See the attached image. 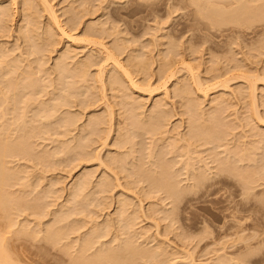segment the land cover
I'll return each mask as SVG.
<instances>
[{
    "label": "rangeland",
    "instance_id": "obj_1",
    "mask_svg": "<svg viewBox=\"0 0 264 264\" xmlns=\"http://www.w3.org/2000/svg\"><path fill=\"white\" fill-rule=\"evenodd\" d=\"M29 1L0 0L1 8L11 9L10 17L0 20V144L22 139L29 146L9 152L2 162L10 176L2 191L7 199L0 208V239L12 263L93 264V254L106 252L107 258L96 264H264V0H244L245 6L261 9L250 18L232 7L215 15L219 5L205 0H48L58 19L49 17L54 15L46 4L47 14L45 0ZM116 58L144 91L131 86ZM74 66L80 71H71ZM189 68L202 79V88ZM83 69L86 81L79 78ZM99 70L106 83L97 77ZM167 70L177 75L162 85ZM183 86L189 87L195 112L174 91ZM156 101L167 103L161 105L167 114L151 113ZM149 113L160 115V121L170 115L168 124L160 123L166 133L175 129L172 136L163 137L161 127L155 131L163 134L157 130L152 136ZM190 115L194 121H187ZM98 116L106 124L113 118L104 126L113 128L107 129V143L103 127L104 135L96 137L104 125ZM62 118H68L67 125ZM187 125L208 129L211 135L204 137L213 134L209 141L216 142L204 141L201 127L199 134L193 130L196 135L188 131L189 139L200 138L196 144L209 143L196 150L192 138L193 152L178 142L193 152L183 149L189 162L180 154L182 146L172 144L174 134L186 133ZM168 146L181 157L174 161L177 153H168ZM200 173L207 183L195 188L194 176ZM154 180L179 184L176 188L184 192L172 197ZM58 232L56 241L48 239Z\"/></svg>",
    "mask_w": 264,
    "mask_h": 264
},
{
    "label": "bare ground",
    "instance_id": "obj_2",
    "mask_svg": "<svg viewBox=\"0 0 264 264\" xmlns=\"http://www.w3.org/2000/svg\"><path fill=\"white\" fill-rule=\"evenodd\" d=\"M11 1H12V0H11ZM28 1H29V0H28ZM47 1H48V0H45V2H44V1L42 0L41 2H39V1H38V2H39V3H43V2H44V4H45L44 7L48 5V6H47V9H49L48 11H50L51 13H52V12H55V10H52V11H51V9H52L53 6L51 5V7H49V6H50V3H48L49 1H48V2H47ZM191 1H192V2L201 3L203 0H191ZM205 1H206V2H207V1H209V2L211 1V4L219 5L218 8H216V9L214 8V9H215V12H214L215 15H216V11H217V12H218V11H219V12L221 11V12L223 13V12H224L223 9H224L225 7H229V8L232 7V8H231L232 10L236 8L235 11H236V10H241V9H242L243 11L245 10L244 13L246 14V17H248V18H250L251 16L256 15V14L261 10V9H253V8H249V7L245 6V5H244V4H245V1H244V0H243V1H244L243 5H242V2H243V1H241V0H215L217 3H216V2L212 3L213 0H205ZM16 2H17V0H15V4H17ZM31 2H32V0H31ZM33 2H34V1H33ZM240 2H241V3H240ZM22 3H24V2H22ZM25 3H26V2H25ZM25 3H24V4H25ZM28 3H30V1H29ZM31 4H32V3H31ZM46 4H47V5H46ZM25 5L27 6V3H26ZM28 5H29V4H28ZM235 5H237V7H235ZM239 5H242V8H241V7H238ZM0 6H2V5H0ZM7 6H8V5H7ZM14 6H15V5H14ZM26 6H24V7L27 9ZM244 6H245L246 8H245ZM10 7H11V6H10ZM28 7H32V8H33V6H30V5H29ZM44 7H43V8H44ZM220 7H221V8H220ZM243 7H244L245 9H243ZM5 8H6V7H5ZM25 8H24V9H25ZM239 8H240V9H239ZM247 8H249V9H247ZM15 9H16V8H15ZM29 9L32 11L31 8H29ZM44 9L47 11L46 7H45ZM54 9H55V8H54ZM221 9H222V10H221ZM10 10H11V9H10ZM10 10H9L8 12H10ZM22 10H23V9H22ZM30 10H29L28 12H27V10H25V11H26V15H27L29 12H31ZM34 10H35V9H34ZM15 11H16V10H15ZM23 11H24V10H23ZM48 11H47V14H48ZM243 11H241L242 13L239 12V11H238V12H239V14H242V15H243ZM8 12H7L6 9H4V7H2V8L0 7V16H1V17H2V16L4 17L5 15H7ZM16 12H17V11H16ZM16 12L13 13V14L16 15ZM219 12H218V13H219ZM236 12H237V11H236ZM236 12H235V13H236ZM260 12H261V11H260ZM22 13H24V12H22ZM51 13H50V15H51ZM13 14H12V15H13ZM17 14H18V12H17ZM30 14L32 15V13H30ZM34 14H35V13H34ZM245 14H244V16H245ZM258 14H259V13H258ZM10 15H11V14H10ZM24 15H25V14H24ZM35 15H36V14H35ZM52 15H54V16H49V17H52L53 19H58L57 16H56V14L52 13ZM217 15H221V14L219 13V14H217ZM222 15H223V14H222ZM22 16H23V15H22ZM55 16H56V17H55ZM249 16H250V17H249ZM8 17H10V16L7 15V16L5 17L4 20H2V19H0V20H1V21H6V20L8 19ZM28 17H29V15H28ZM28 17H27V18H28ZM246 17H244V18H246ZM254 17H255V16H254ZM6 18H7V19H6ZM23 18H24V16H23ZM25 18H26V17H25ZM25 18H24V19H25ZM248 18H247V19H248ZM32 19H33V18H32ZM50 19H51V18H50ZM53 19H51V20L53 21ZM34 20H35V19H34ZM1 21H0V22H1ZM11 21H13V20H11ZM20 21H21V19H20ZM54 21H55V20H54ZM34 22H35V21H34ZM55 22H58V20L55 21ZM248 22H249V21H248ZM28 23H30V21H29ZM0 24H1V23H0ZM35 24H36V22H35ZM55 24H57V23H55ZM6 25H7V24H6ZM22 26H23V25H22ZM26 26H27V25H26ZM31 26H33V25H31ZM34 26H35V25H34ZM19 27H20V26H19ZM1 28H2V27H1ZM26 28H27V27H26ZM31 28H32V27H31ZM33 28H34V27H33ZM53 28H54V27H53ZM57 28H58V27L56 26V29H57ZM59 28H60V27H59ZM59 28H58V29H59ZM61 28H62V26H61ZM2 30H3V29H2ZM20 30H22V29H20ZM60 30H61L62 32L64 31L63 29H60ZM65 30H66V29H65ZM27 31H28V30H27ZM51 31H52V30H50V32H51ZM25 32H26V31H25ZM48 32H49V31H48ZM62 32H61V34L63 35L64 33H62ZM23 33H24V32H23ZM33 33H35V32H33ZM46 33H47V32H46ZM28 34H29V33H28ZM50 34H51V33H50ZM50 34H49V35H50ZM67 34H68V33L65 32L64 35H66V36H69V35H70V34H69V35H67ZM62 35H61V37H62ZM50 36H52V34H51ZM66 36H65V37H66ZM72 36H73V35L69 36V38L72 37ZM29 37H30V36H29ZM29 37H28V39H29ZM48 37H49V36H48ZM52 38H53V37H52ZM52 38H50V39H52ZM30 39H31V38H30ZM44 39H45V38H44ZM47 39H48V38H47ZM71 39H72V38H71ZM73 39H74V38H73ZM76 40H77V39H76ZM76 40H75V41H76ZM28 41H29V40H28ZM30 42H31V41H30ZM49 42H50V40H49ZM87 43H90V42H87ZM97 43H98V42H97ZM31 44H33V43H31ZM93 44H94V43H93ZM95 44H96V42H95ZM33 46H34V45H33ZM33 46H32V48H33ZM88 46H89V45H88ZM98 46H99V45H98ZM102 46H103V45H102ZM100 47H101V46H100ZM102 48H103V47H102ZM104 48H105V47H104ZM30 49H31V48H30ZM98 50H99V49H98ZM100 50H101V49H100ZM106 50H108V49H106ZM106 50H104V51H106ZM104 51H103V54L105 53ZM0 52L2 53V51H0ZM33 52H35V51H33ZM106 52H107V51H106ZM66 53H67V52H66ZM108 54H109V55H108V57H109L111 53H108ZM3 55H4V54H3ZM62 55H63V54H62ZM67 55H68V53H67ZM67 55H65V56H67ZM105 55H106V54H105ZM73 56H74V55H73ZM73 56H72V57H73ZM106 56H107V55H106ZM106 56H105V58H106ZM63 57H64V55H63ZM63 57H62V58H63ZM74 57H75V56H74ZM108 57H107V58H108ZM112 57L114 58L113 54H112V56H111L110 59H112ZM69 58H70V57H69ZM72 59H73V58H72ZM108 59H109V58H108ZM110 59H109V60H110ZM113 60H114V59H113ZM116 60H117V58L114 60V63H115V65H116V67L118 66V67H119L118 69H120L122 64L119 63L118 60H117V61H116ZM65 61H66V60H65ZM72 61H73V60H72ZM107 61H108V60H107ZM107 61H106V62H107ZM14 62H15V60H14ZM14 62H13V63H14ZM59 62H60V61H59ZM59 62H58V64H59ZM70 62H71V61H70ZM109 62H110V61H109ZM10 63H12V62L10 61ZM62 63H63V62H62ZM79 63H80V62H79ZM79 63L77 64V66L79 65ZM83 63H84V62H83ZM114 63H113V65H114ZM8 64H9V63H8ZM14 64H15V63H14ZM42 64H43V63H42ZM60 64H61V63H60ZM64 64H65V63H64ZM39 65H40V64H39ZM39 65L37 64V66H39ZM55 65H57V64H55ZM61 65H63V64H61ZM61 65H57L58 67H57V66H56V67L59 68V66H61ZM69 65L71 66V64H69ZM80 65H81V64H80ZM80 65H79L78 67L81 69L82 67H81ZM111 65H112V64H111ZM11 66H12V65H11ZM77 66H74V67L71 69V71H72L74 68L76 69ZM16 67H17V66H16ZM64 67H65V68H64V74H65V73H66V70H67V69L69 70V67H67V66H65V65H64ZM78 67H77V68H78ZM114 67H115V66H114ZM188 67H190V66L188 65L187 68H188ZM60 68H61V67H60ZM66 68H67V69H66ZM70 68H71V67H70ZM79 68H78L77 70L80 71ZM84 68H85V67H84ZM38 69L40 70V66H39ZM38 69H37V70H38ZM41 69H42V68H41ZM75 69H74V70H75ZM116 69H117V68H116ZM175 69H176V68H175ZM185 69H186V68H185ZM37 70H35V71H37ZM44 70H46V69H44ZM57 70H59V69H57ZM74 70H73V71H74ZM83 70H84V71H83ZM83 70H81V71H83V73L81 72L82 74H81V73L79 74V76H80L79 78H81L82 80L86 81L87 79H85V78H86V76H88V75H85V76H84V73H85L86 69H83ZM102 70H104V72H106L105 69H104V67H103ZM120 70H121V72H122V70H125V69L122 67ZM177 70H178V69H177ZM55 71H56V70H55ZM60 71H61V72L63 71V67L60 69ZM79 71H78V72H79ZM125 71H127V70H125ZM169 71H170V70H169ZM188 71H189V72H190V71L192 72V69L189 68ZM37 72H39V71H37ZM37 72H36V73L34 72V73L37 74ZM40 72H41V71H40ZM40 72H39V73H40ZM43 72H44V71H43ZM45 72H46V71H45ZM67 72H68V71H67ZM74 72H75V71H74ZM86 72H87V71H86ZM99 72H101V73H98V75L96 74L97 77H98L100 74H104V72L101 71V70H99ZM102 72H103V73H102ZM167 72H168V70H167ZM178 72H179V70H178ZM191 72H190V73H191ZM28 73H29V75L31 74L30 72H28ZM28 73H27V74H28ZM39 73H38V74H39ZM123 73L126 75V78L128 77L127 79H129L130 83L132 84V85H131V84H130V85H131V86H133V85L135 86V87H133V88H136V89H137V87H138V88L142 89L143 91L145 90V89H143V88L141 87V84L139 83V81H135V79H134L133 77H131L132 74L129 75V70H128L127 72H123ZM130 73H131V72H130ZM38 74H37V75H38ZM86 74H88V73H86ZM168 74H169V75H168V79H167V81L165 80L166 82H165V83L163 82L164 84H162V85H166V83H167L171 78H173L174 76L177 75L176 71H174V70H171L170 72H168ZM196 74H197V73H196ZM31 75H33V72H32ZM31 75H30V77H32ZM65 75H68V74H65ZM166 75H167V74H166ZM62 76H63V75H62ZM100 76L102 77L103 75H100ZM191 76H192V77L195 76V81H196V83H198V85H199L198 87L202 88V87H201V84H202V81H201V80H202V79L200 80V79H199L200 77L198 78L197 75H194V74H193V72L191 73ZM63 77H65V76H63ZM63 77H62V78H63ZM82 77H84V78H82ZM101 77H99L100 79L98 80V82H100V83H102L101 81H104V80H103V77H104V76L102 77V80H101ZM192 77H191V79H192ZM62 78H61V80H62ZM65 78H67V77H65ZM63 79H64V78H63ZM95 79H96V78H95ZM97 79H98V78H97ZM198 79H199L201 82L198 81ZM64 80L66 81V79H64ZM64 80H63V81H64ZM100 80H101V81H100ZM193 80H194V77H193ZM263 80H264V79H263ZM65 81H64V83H66ZM191 81H192V80H191ZM197 81H198V82H197ZM248 81H249V80H248ZM33 82H34V81H33ZM104 82H105V81H104ZM104 82H103V84H101V85H105L106 82H105V83H104ZM199 82H200L201 84H200ZM60 83H62V81H61ZM64 83H63V84H64ZM96 83H97V82H96ZM137 83H139L140 85L138 86ZM193 83H194V82H193ZM196 83H194V84H196ZM253 83H254V82H253ZM14 84H16V82H15ZM14 84L11 83V86H13ZM31 84H32V83H31ZM31 84H30V86H32ZM63 84H62V85H63ZM224 84L227 85L225 82H224L222 85H224ZM248 84H249V83H248ZM66 85H68V84L66 83ZM136 85H137V86H136ZM196 85H197V84H196ZM203 85H204V84H203ZM203 85H202V86H203ZM254 85H255V84H254ZM11 86H10V88H11ZM64 86H65V84H64ZM186 86H187V85H186ZM186 86H183V87H181V88L177 87L178 89L175 88L174 91L176 90L175 93L177 94V96H180V98L182 97V102H183V100H184L185 98L188 100V101H187V104L185 103V105L187 106V107L185 106L186 109H187V110L189 109V111L193 109V112H195V111H196V109H194L195 104L192 102L193 100H192L191 97H190L191 92H190V90H189V87L187 88ZM188 86H189V84H188ZM204 86H205V85H204ZM41 87H43V86H41ZM98 87H99V86H98ZM100 87H101V86H100ZM105 87H106V86H105ZM150 87H151V86H150ZM162 87H163V86H162ZM164 87H165V86H164ZM195 87H196V86H195ZM198 87H197V90H198ZM226 87H227V86H226ZM228 87H229V86H228ZM253 87H254V86H253ZM13 88H15L16 91H17V89H19V87L17 88V85L14 86ZM66 88H68V87L66 86ZM66 88H63V89H65V90H62L61 87H60V89H61L62 91H65V92H66V90H67ZM101 88H103L102 90L104 91V87H101ZM168 88H169V87H168ZM168 88H166V90H165L167 93H168V90H167ZM200 88H199V89H200ZM205 88H206V87H205ZM205 88H203V89L206 90ZM251 88H252V87H251ZM254 88H255V87H254ZM254 88H252V89H254ZM15 89H14V91H15ZM148 89H149V88H148ZM148 89H147V90H148ZM203 89H201L200 91H202ZM248 89H250V88H248ZM12 90H13V89H12ZM12 90H11V91H12ZM254 90H255V89H254ZM254 90H252V92H251L252 95H255V92H256V91H254ZM103 91H101V92H102V93H101V94H102V97H103V98H106V95H104L105 97L103 96V94H105V91H104V93H103ZM148 91H149V90H148ZM200 91H199V92H200ZM12 92H13V91H12ZM36 92H37V91H36ZM150 92H151V90H150ZM166 92H165V93H166ZM205 92H206V91H205ZM249 92H250V91H249ZM14 93H15V92H14ZM134 93H135V92H134ZM253 93H254V94H253ZM176 94H175V95H176ZM15 95H16V93H15ZM165 95H166V94H165ZM168 95H169V94H168ZM252 95H251V96H252ZM248 96H249V95H248ZM15 97H16V96H15ZM222 97H223V99H224V95H223ZM222 97H221V98H222ZM60 98H61V96H60ZM183 98H184V99H183ZM217 98H220V97H217ZM217 98H216L217 102L222 101V99H221V100L219 99V101H218ZM61 99H64L63 101L65 102V97H64L63 95H62V98H61ZM214 99H215V98H214ZM214 99H213V102H214ZM53 100H54V99H53ZM103 100H104V99H103ZM54 101H55V100H54ZM161 101H162V100H161ZM161 101H160V102H161ZM253 101H256V96H252V102H253ZM60 102H62V101H60ZM64 102H63V104H64ZM56 103H57V102H56ZM154 103H156V104H154V105H156V106H155V107H152V109L154 108L153 110L151 109V113H154V114L157 113L158 111H161L162 109H164V108H162V107H165V104H167V103H165L164 106H163V105H162L163 102H162V103H159V102L156 101V102H154ZM214 103H216V102H214ZM63 104L60 103V105H62V106H63ZM65 104H66V103H65ZM65 104H64V105H65ZM217 104H219V103H217ZM221 104H222V103H221ZM53 105H54V104H53ZM60 105H59V106H60ZM140 105H141V104H140ZM161 105H162V107H161ZM62 106H61V107H62ZM51 108H52V107H51ZM161 108H162V109H161ZM195 108H196V107H195ZM57 109H58V108H57ZM221 109H222V107H221ZM59 110H60V109H59ZM165 110H166V109H165ZM187 110H186V111H187ZM62 111H63V110H62ZM67 111H68V110H67ZM162 111H163V110H162ZM162 111H161L160 114L165 115L166 112H163V113H162ZM181 112H182V111H181ZM214 112H215V111H214ZM216 112H217V111H216ZM151 113H149V115H150ZM158 113H159V112H158ZM189 113H190V112H189ZM202 113H203V111H202ZM166 114H167V113H166ZM181 114H182V113H181ZM194 114H196V113H194ZM200 114H201V113H200ZM200 114H198V115H200ZM204 114H205V112H204ZM213 114H215V113H213ZM213 114H212V115H213ZM257 114H258V113H257ZM152 115H153V114H151V117H150V116L148 117V115H146L147 118H150L149 121H148L147 119H146V120H147V122H149V125H150V124L153 125V126H152L153 128H154L155 126H157V127L154 128V130H153L152 127L150 128L154 133H152V131L149 132V133H147V135L150 134V133H152L151 135L153 136V134H156L155 132H157V130H158V129H157V130L155 131L156 128L161 127V128H159V129H161V130H163L164 128H167L164 124L162 125V126H163V127H162L160 122L162 121V122L164 123V121H165L166 124H168V122H167V118H168L170 115H169V116L167 115L168 117H166V120H165L164 118H162L163 116H161V118H162L161 121H160V118H159V117H160L159 114H158L159 116L156 115V117H158V118H156L154 115H153V116H152ZM191 115H192V117H193V114H191ZM191 115L188 117L187 121L189 120V118H190V120H192V121L195 120V118H192ZM206 115H207V113H206ZM194 116L197 118V115H194ZM98 117H99V116H98ZM98 117H95L96 121H97V118H98ZM141 117H142V116H141ZM258 117H259V116H258ZM99 118H101V119H100L98 122H100V121L103 119L102 116L99 117ZM99 118H98V119H99ZM152 118H154L155 120L152 119ZM191 118H192V119H191ZM199 118H202V117L199 116ZM212 118H213V117H212ZM260 118H261V117H260ZM62 119H63V120H64V119L67 120L68 118H67V119H66V118H62ZM110 119H111V120H110ZM110 119L107 120V124H106V122L104 123V121H103L104 119H103L102 121H103V124H104V125H103V124H102L103 126H100V125H99V127H98V124H97L98 122H95V127H96V125H97L98 129H99L100 127H103V128L105 129V127H104L105 124H106V126H107V125L110 123V122L108 123V121H112L113 118L111 117ZM142 119H143V118H142ZM144 119H145V118H144ZM151 119L153 120L152 122H151ZM163 119H164V120H163ZM168 119H169V118H168ZM203 119H204V118H203ZM210 119H211V118H210ZM65 120H64L63 124L65 123V124L67 125V123H66ZM92 120H93V119H92ZM199 120H200V119H199ZM199 120H198V122H200ZM208 120H209V117H208ZM211 120H213V119H211ZM259 120H260V119H259ZM67 121H68V120H67ZM94 121H95V120H94ZM142 121H143V120H142ZM168 121H169V120H168ZM192 121H189V122H187V123L189 124V123L191 122V124H192V123H193ZM204 121H205V120H204ZM261 121H262V120H261ZM92 122H93V121H92ZM196 122H197V120H196ZM196 122H195V123H196ZM206 122H207V121H206ZM210 122H211V121H210ZM68 123H69V122H68ZM72 123H73V122H72ZM72 123H70V124H69L70 126H69V125H68V126L71 127V124H72ZM93 123H94V122H93ZM112 123H113V122H112ZM112 123H111V124H112ZM142 123H143V122H142ZM195 123H193L191 126L193 127L194 125H196ZM99 124H100V123H99ZM66 125H61V127H64V126H66ZM142 125L144 126L145 124H142ZM146 125H147V123H146ZM151 125H150V126H151ZM189 125H190V124H189ZM199 125H200V124H199ZM203 125H204V124H202V126H203ZM208 125H209V127L212 126V125L210 126V123H209V122H208ZM93 126H94V124H93ZM204 126H205L204 128H206V123H205ZM66 127H67V126H66ZM84 127H85V126H84ZM97 127H96V128H97ZM109 127H110V129H113V128H111V127H112L111 125H109ZM109 127H107V129H108ZM192 127H191V129H189V128H188V125H187V128H188L189 130L186 128V129H187V132H186V133H184V130H182V132H183L184 134H183V133H180V130L176 129V131L178 130L179 133H180L181 135L175 131L177 134H174V135H177V136H176L177 139L174 140V138L172 137V138H173V143H172V144H173V148H175V147H174V145H175L174 142L176 143V141H177V145H178L179 143L181 144V142L184 141V142H185V145H187L186 147L189 146V147H191V149L193 148V147H192L193 145H192V143L190 142V140H192L193 137H192L191 139H189L191 136L189 135V132H188V131H190V133H191V131L194 132L193 130L196 131V130L199 129L201 126H200V127L198 126V128H195V127H194L193 130H192ZM131 128H132V127H131ZM133 128H134V127H133ZM201 128H202V129H201ZM201 128H200V130H204L203 127H201ZM207 128H208V126H207ZM98 129H97V131H96V132H97V136H96V137H99V136H100V139H101V137L106 133V131H107V133H106L107 135H106V134H105L106 136L104 135V140H106L108 137H110V136H108V135H110L109 132H111V130L109 131V130H107V129H105V130L103 129L105 132H104L103 135H100V134L103 133V132H102L103 130H100V129H99L100 132L98 133ZM150 129H149V131H150ZM209 129H210V128H209ZM133 130H134V129H133ZM173 130H175V129H173ZM173 130H172V131L170 130L171 133H170L169 131H168V133H166L167 130L164 129V130H163V131L165 132L164 134H163V132H161L160 130H158V131H160V133L163 134V135H162L163 137H164V136L166 137L165 134L168 135L169 133H170L171 136H172V132H174ZM205 130H206V129H205ZM205 130H204V134H203V136H202V132H203V131H201L200 137L202 136L203 138H202V137H201V138L204 139V141H206L207 139H208L207 141H209V137H210L209 134L211 135V133L208 131V132H209V134H207L208 137L205 138L204 135H206V133H208V132H207L208 129H207L206 131H205ZM115 132H116V131H115ZM118 132H119V131H118ZM133 132H134V131H133ZM146 132H147V130H146ZM196 132H198V134H199V131H196ZM196 132H194L193 134L196 135V134H195ZM90 133H91V132H90ZM93 133H95V132L93 131L92 134H93ZM131 133H132V132H131ZM135 133H136V132H135ZM160 133H159V134H160ZM95 134H96V133H95ZM98 134H99V135H98ZM118 134H119V133H118ZM133 134H134V133H133ZM178 134H179V135H178ZM198 134H197V137L199 136ZM214 134H215V133H214ZM88 135H89V133H88ZM90 135H91V134H90ZM111 135H112V133H111ZM115 135H116V134H115ZM156 135H157V134H156ZM188 135L190 136L189 138H188ZM216 135H217V134H216ZM216 135H214V136H216ZM107 136H108V137H107ZM131 136H132V135H131ZM154 136H155V135H154ZM158 136H159V135H158ZM160 136H161V134H160ZM162 136H161V137H162ZM212 136H213V134H212ZM212 136H211L210 138H212ZM217 136H218V135H217ZM105 137H106V138H105ZM161 137H160V139H161ZM163 137H162V139H163ZM174 137H175V136H174ZM94 138H95V135H94V137H93L92 140H93L94 142H95V140H96V142H97V141H98V138H97V139H94ZM114 138H115V137H114ZM151 138H152V137H151ZM194 138H195V137H194ZM194 138H193V142L196 141V142H194L195 145H197V146L200 145V146H201V144H202V145L204 144V143H203V142H204L203 140H202L203 142H201V144H196V143H199V142H200V141H199L200 138H198V139L196 138V140H194ZM213 138H214V137H213ZM213 138H212L211 140H213ZM219 138H221V137H218V139H219ZM263 138H264V137H263ZM165 139H166V138H165ZM167 139H168V137H167ZM167 139H166V141H167ZM205 139H206V140H205ZM214 139H215V138H214ZM21 140H22V139H20V141L14 140V141H17V142H14V143L11 142V143H8V144H7V142H6V143H3V144H0V208H2V206H3V205L5 204V202H6L5 199H7V194H6L7 192L5 193L6 195H4V193H3L4 190H6V189H5L6 187L4 188V186H5L4 184L6 183L7 179H8V182H9V177H8V176H10V175L6 174V172H7V173H9V172L7 171L8 169L5 168V167L3 166L5 163L2 164V162H6V157L8 156L9 152H19V151H22V150H26V149H28V148H27L28 145H26V144H27L26 141L23 142V141H21ZM104 140H103V138H102V140H99V141H102V142H103ZM153 140H154V139H153ZM197 140H198L199 142H197ZM216 140H217V139H216ZM107 141H108V140H106L105 142L107 143ZM170 141H171V140H170ZM170 141H169V142H170ZM180 141H181V142H180ZM207 141H206V142H207ZM220 141H221V139H220ZM105 142L102 143V146H103V145L106 146V143H105ZM167 142H168V141H167ZM178 142H179V143H178ZM209 142H210V141H209ZM116 143H117V142H116ZM186 143H187V144H186ZM210 143L212 144V143H216V142H215V141H214V142L211 141ZM152 144H153V143H151V145H152ZM180 144H179V145H180ZM153 145H154V144H153ZM153 145H152V146H153ZM179 145H178V146H179ZM190 145H192V146H190ZM204 145H209V143H208V144L206 143V144H204ZM219 145H221L220 142H219ZM219 145H217V147H219ZM170 146H172V145H170ZM175 146H176V145H175ZM181 146H182V147H181ZM183 146H184V144L179 146V147L182 148V149L179 148V149L181 150V152H182L183 149L185 148V147H183ZM197 146L194 147L196 150H198L197 148L200 147V146H198V147H197ZM214 146H215V145H214ZM223 146H224V145H223ZM28 147H29V146H28ZM154 147H156V146H154ZM149 148H151V147H149ZM152 148H153V147H152ZM168 148H169V146L167 147V149H168ZM171 148H172V147H171ZM171 148L168 149V150H166V151H167L168 153H171V151L174 152L175 150H174L173 148H172V149H171ZM176 149H178V147H177ZM185 149H186V151H187L186 153L191 152V153H192L191 155H194V154H193V152H194L193 149H192L193 152H192L191 150H188L187 148H185ZM189 149H190V148H189ZM195 149H194V150H195ZM213 149H214V148H213ZM149 150H152V151H151L152 154H155V152H156V151L154 150V148H153V149H149ZM153 150H154L155 152H154ZM196 150H195V153H196ZM245 150H246V149H245ZM245 150H244V151H245ZM247 150H248V148H247ZM166 151H165V153H164V156L167 155V154H166ZM169 151H170V152H169ZM178 151H179V150H178ZM225 151H227V150H225ZM151 152H149V154H150ZM153 152H154V153H153ZM175 152L177 153V151H175ZM197 152H198V151H197ZM240 152H241V151H240ZM242 152H243V151H242ZM242 152H241V154H242ZM158 153H159V152H158ZM158 153L155 154L154 156H156V155L158 156ZM179 153H180V151H179ZM179 153L176 154V155H177L176 157H175V156H172L171 158H172V159H173V158H177V157L179 158V155L181 154L182 157H185V156L187 155V157H185V158L187 159V158L189 157V155H190V154H189V155L186 154L184 151H183V154H184V155H183L182 153H180V154H179ZM236 153H237V152H236ZM245 153H248V152L245 151ZM149 154H148V155H149ZM171 154H173V153H171ZM171 154H170V155H171ZM178 154H179V155H178ZM198 154H199V153H198ZM237 154H239V152H238ZM237 154H236V155H237ZM6 155H7V156H6ZM168 155H169V154H168ZM170 155H169V157H170ZM181 155H180V157H181ZM236 155L234 154V157H235ZM244 155H246V154L243 153V156H242V157H245ZM200 156H201V155H200ZM200 156H199V157H200ZM239 156H240V154H239ZM247 156H248V154H247ZM147 157H148V156H147ZM150 157H152V159H153V156H152L151 154H150V156H149L148 158H150ZM161 157H162V156H161ZM167 157H168V156H166L165 160L167 159ZM169 157H168V158H169ZM240 157H241V156H240ZM240 157H238V159H241ZM4 158H5V159H4ZM154 158H156V157H154ZM189 158H190V157H189ZM189 158H188V161L186 160L187 162H189V160H190ZM191 158H192V156H191ZM150 159H151V158H150ZM161 159H164V158H161ZM172 159L169 158L170 162L172 161ZM180 159H181V158H180ZM192 159L194 160V158H192ZM238 159H237V160H238ZM242 159H243L244 161L241 160L240 162H246L245 160H247V158H245V159L242 158ZM169 160L167 159V162H169ZM173 160L175 161V159H173ZM176 160H177V159H176ZM201 160H202V159H201ZM217 160H218V158L216 159V161H217ZM227 160H228V159H227ZM151 161H153V160H151ZM178 161H181V160H178ZM178 161H176V162H178ZM186 161H185V162H186ZM228 161H229V160H228ZM238 161H239V160H238ZM247 161H248V160H247ZM149 162H150V161H149ZM154 162H155V161H154ZM181 162H182V161H181ZM200 162H201V161H200ZM223 162H224V161H223ZM233 162H234V161H233ZM235 162H236V161H235ZM6 169H7V170H6ZM5 170H6V172H5ZM202 173H203V172H202ZM203 174H204V173H203ZM203 174L200 173L201 176H200V175L198 176L197 174L194 176V177L197 176L195 179L193 178V179H194L193 181H195V183L193 182V185H194L195 188H196V186L198 187V186H201V185L207 183V179H208V178L205 177ZM206 174H207V173H206ZM7 175H8V176H7ZM133 177H134V176H133ZM117 178H118V177H117ZM131 178H132V177H131ZM148 179H150V178L148 177ZM190 179H192V177H191ZM86 181H87V180H86ZM86 181H83L82 184H83V185H87L88 182H87L86 184L84 183V182H86ZM8 182H7V184H8ZM81 182H82V180H81ZM81 182H80V184H81ZM99 182L102 183L103 181H99ZM152 183H154L156 187L160 188V190L162 189L161 187H164V189L166 190V192H167L170 196H172V197L179 196L180 193L184 192V191H179V189H177L179 184L176 186V185H173V184H170V183L160 182V181H158V180H154V182H152ZM78 184H79V183H78ZM78 184H76V187H78V186H77ZM80 184H79V185H80ZM82 184H81V185H82ZM81 185H80V187H81ZM83 185H82L81 188H83ZM98 185H99V184H98ZM118 185H119V184H118ZM191 185H192V184H191ZM193 185H192V186H193ZM6 186H7V185H6ZM99 186L102 187L103 184H102V185H99ZM192 186H191V187H192ZM76 187H75V190L77 189ZM80 187L77 189V192H78V190L80 189ZM176 187H177V188H176ZM189 187H190V186H189ZM3 188H4V189H3ZM84 188H85V187H84ZM103 188H104V190L108 189V187L106 188V186H103L102 189H103ZM105 188H106V189H105ZM100 190H101V189H100ZM104 190H102V191L105 192ZM108 190H109V189H108ZM2 191H3V192H2ZM80 191H82V189H80ZM106 192H107V190H106ZM186 192H187V191H186ZM78 193H79V192H78ZM8 194H9V193H8ZM75 194H76V193H75ZM10 195H11V196H10ZM10 195H9V196H10L11 198H10V199L8 198L9 202H10L11 199H13V197H14V196H12V194H10ZM14 199H15V198H14ZM16 199H17V198H16ZM118 199H119V198H118ZM15 201H16V200H14V202H15ZM7 202H8V201H7ZM16 202H17V201H16ZM118 202H119V201H118ZM122 202H123V201H122ZM122 202H119V204H122V205H123ZM11 203H12V202H11ZM125 203H126V206H128V203H127V202H125ZM2 204H3V205H2ZM6 204H7V203H6ZM7 205H8V204H7ZM7 205H5V206L3 207L2 210H5L4 208H5ZM9 205H10V203H9ZM124 205H125V204H124ZM124 205H123V206H124ZM120 207H121V206H120ZM7 209H8V207H7ZM7 209H6V210H7ZM120 209H122V208H120ZM119 211H121V213L123 214L122 210H119ZM121 213H120V214H121ZM122 214H121V215H122ZM120 217H121V216H120ZM121 219H125V218L123 217V218H121ZM125 220H126V219H125ZM58 235H59V232L53 234V235L50 236L48 239H49L50 241L54 242V241H56V238L58 237ZM102 235H103V234H102ZM100 237H101V236H100ZM1 241H2V239H0V242H1ZM1 245H2V242H1V244H0V264H13L12 261H11V259H10V255H9V253L6 252V251H7L6 248L2 247ZM126 245H127V244H126ZM125 247H126V246H125ZM127 248H128L129 250H130V249L132 250V248H131V244H130V246H129V244H128ZM142 251H143V252H146V250H145V251L142 250ZM142 251H141V252H142ZM105 253H106V252H104V253L100 252V253H97V254H93L94 256L91 257V258H92L91 260L93 261V264H96V262H103L102 259L107 258V255H106ZM120 255H121V253H117V254H115V256H120ZM112 256L114 257V254H113ZM80 257H81V256H80ZM78 258H79V257H78ZM83 258H84V257H83ZM83 258L81 257V259H83ZM79 259H80V258H79ZM79 259H78V260H79ZM81 259H80L79 261H77V262H80V263H81V262L84 261V259H83V260H81ZM88 259H89V258H88Z\"/></svg>",
    "mask_w": 264,
    "mask_h": 264
}]
</instances>
